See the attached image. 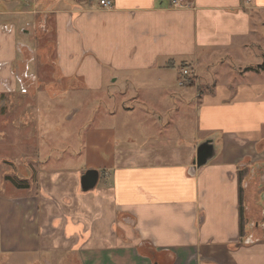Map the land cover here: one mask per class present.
Returning a JSON list of instances; mask_svg holds the SVG:
<instances>
[{"label": "crops", "instance_id": "1", "mask_svg": "<svg viewBox=\"0 0 264 264\" xmlns=\"http://www.w3.org/2000/svg\"><path fill=\"white\" fill-rule=\"evenodd\" d=\"M108 1L111 9L0 0V94H27L37 78L28 67L50 46L55 78L86 92L122 76L140 81L133 99L154 134L141 126L135 141L119 142L162 149L135 158L122 149L98 194L101 174L84 193L77 172L67 184L73 204H61L73 196L62 191L70 175L40 171V194L0 197V254L34 257L61 244L78 264H264V64L237 65L264 45V0ZM176 66L190 76L170 75ZM201 146L209 159L196 168Z\"/></svg>", "mask_w": 264, "mask_h": 264}, {"label": "rangeland", "instance_id": "2", "mask_svg": "<svg viewBox=\"0 0 264 264\" xmlns=\"http://www.w3.org/2000/svg\"><path fill=\"white\" fill-rule=\"evenodd\" d=\"M259 35V38H264V31L260 30ZM50 42L52 39L49 38V44ZM260 46H249L246 56L237 65L241 67L255 63L254 66L257 67L260 63L264 64V45ZM36 54L32 66L28 67V73L37 76L32 81L33 88L24 95H19L18 88L14 96L0 94L1 198L38 195L41 188H38L36 175L44 170L67 172L70 178H67L62 191L72 193L67 188L70 179H75L76 174L94 167L101 174L94 191L98 194L103 184V172L115 165L122 149L129 151L131 158H135L139 148L146 152L152 148L155 151L162 149L158 145L162 142H119L123 137L135 141L137 134L142 133L138 129L141 126L147 128L143 119L146 114L142 113L146 109H141L137 100L133 99L136 91H143L140 81L122 76L114 83L104 81L102 91L89 93L76 83L61 82L55 78L54 67L51 65L54 54L50 46L45 54L42 51H37ZM45 55V59H41ZM227 65L231 70L235 68L231 60H227ZM168 72L173 76L181 75V69L177 66ZM153 74L154 72L143 73L145 76ZM151 82L152 80H148L147 84L153 85ZM148 91L152 92V89L148 88ZM183 123L186 124L185 121ZM121 126L126 127V130H120ZM147 129L146 138L154 134L151 126ZM176 133L172 135L177 137ZM181 134H187V138L193 140L202 137L193 129L183 130ZM111 138L114 141L107 140ZM52 178L53 176L50 177L51 180ZM94 192L86 196L91 198ZM72 194L73 196L65 197L61 204H73L78 195L75 192ZM60 247L61 244H54L52 250H56L55 252L46 253L45 249H41V254L27 258H9L0 254V264H45V261L49 264H78L76 257L65 258L60 254Z\"/></svg>", "mask_w": 264, "mask_h": 264}, {"label": "water", "instance_id": "3", "mask_svg": "<svg viewBox=\"0 0 264 264\" xmlns=\"http://www.w3.org/2000/svg\"><path fill=\"white\" fill-rule=\"evenodd\" d=\"M207 152L204 149V146L198 149L196 157V168H199L201 165L205 164L209 158H206ZM99 178V172L95 169H87L79 178V188L81 192H90L93 191L97 185Z\"/></svg>", "mask_w": 264, "mask_h": 264}, {"label": "built area", "instance_id": "4", "mask_svg": "<svg viewBox=\"0 0 264 264\" xmlns=\"http://www.w3.org/2000/svg\"><path fill=\"white\" fill-rule=\"evenodd\" d=\"M182 0H172L171 1V7L172 8H179L181 6ZM99 6L102 9H111V4L108 0H99ZM190 74L187 70H182L181 71V77L182 79H184L185 77H189ZM180 85H182V82L179 83Z\"/></svg>", "mask_w": 264, "mask_h": 264}, {"label": "trees", "instance_id": "5", "mask_svg": "<svg viewBox=\"0 0 264 264\" xmlns=\"http://www.w3.org/2000/svg\"><path fill=\"white\" fill-rule=\"evenodd\" d=\"M190 81H191V80L189 79L187 83H191ZM240 221H241V217H240ZM241 223H242V222H241Z\"/></svg>", "mask_w": 264, "mask_h": 264}]
</instances>
